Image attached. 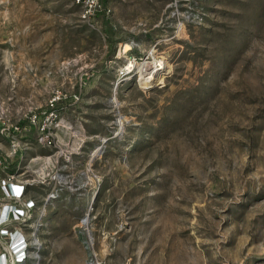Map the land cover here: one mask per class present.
Segmentation results:
<instances>
[{
  "label": "rangeland",
  "instance_id": "1",
  "mask_svg": "<svg viewBox=\"0 0 264 264\" xmlns=\"http://www.w3.org/2000/svg\"><path fill=\"white\" fill-rule=\"evenodd\" d=\"M99 2L0 0V178L36 180L41 264H264V0ZM153 50L163 82L120 73Z\"/></svg>",
  "mask_w": 264,
  "mask_h": 264
},
{
  "label": "built area",
  "instance_id": "2",
  "mask_svg": "<svg viewBox=\"0 0 264 264\" xmlns=\"http://www.w3.org/2000/svg\"><path fill=\"white\" fill-rule=\"evenodd\" d=\"M76 1L83 5L82 18L95 26L96 16L101 5L99 0ZM132 60L136 63V58H132ZM129 61L131 58L127 59L120 73L123 75L133 74L139 78L134 65L131 67V71H127ZM34 116L37 117V115ZM12 127L13 132L22 131L24 128L21 124H15ZM41 129L44 131L46 126L43 125ZM9 135H11V139L16 137L14 133ZM50 139V135L46 134L45 140L50 142ZM11 146L12 153H16L19 149L18 141L12 140ZM6 160L7 158L2 154L0 148V165L4 167ZM35 182L34 179L19 178L14 173L0 178V264H41L42 242L39 238L41 226L39 223L41 222L35 221L33 218L39 204L29 191V186ZM92 260L91 263H93Z\"/></svg>",
  "mask_w": 264,
  "mask_h": 264
},
{
  "label": "bare ground",
  "instance_id": "3",
  "mask_svg": "<svg viewBox=\"0 0 264 264\" xmlns=\"http://www.w3.org/2000/svg\"><path fill=\"white\" fill-rule=\"evenodd\" d=\"M128 49H130V45L129 43H125V52H127ZM153 53L154 50L149 52L147 55L144 54V57H142L138 64H136L132 59L129 61V68L127 71H131V67L134 65L138 72V81L144 88H149L154 84L163 82L165 74L168 72L171 65L165 56L157 57ZM126 58L128 59V57ZM32 160L41 162L43 159L42 157H35ZM84 222H87V219H85Z\"/></svg>",
  "mask_w": 264,
  "mask_h": 264
}]
</instances>
